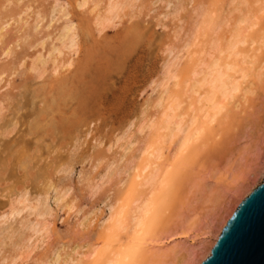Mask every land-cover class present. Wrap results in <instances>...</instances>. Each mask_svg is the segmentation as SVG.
Segmentation results:
<instances>
[{
  "label": "rangeland",
  "instance_id": "rangeland-1",
  "mask_svg": "<svg viewBox=\"0 0 264 264\" xmlns=\"http://www.w3.org/2000/svg\"><path fill=\"white\" fill-rule=\"evenodd\" d=\"M113 3L116 16L109 13ZM260 3L0 0V264H28V248L37 250L33 262L87 259L101 221L127 192V168L133 158L139 167L144 163L151 126H160L176 97L182 111L192 114L185 116L190 128L205 121L208 128L187 153L139 259L140 264H196L201 259L235 199L262 183L261 30L250 28L255 42L242 46L247 58L241 56L239 64L249 73L240 80L242 90L213 121L205 120L196 105V115L188 109L206 90L190 91L185 81L201 76L194 78L187 69L197 60L208 61L216 43L224 47L242 15L259 19ZM208 15L222 18L219 34L199 37ZM67 24L73 27V44L61 37ZM169 142L162 165L170 164L181 148L176 137ZM42 207L47 213L41 218L34 210ZM40 222H47L48 232L39 230Z\"/></svg>",
  "mask_w": 264,
  "mask_h": 264
},
{
  "label": "bare ground",
  "instance_id": "bare-ground-1",
  "mask_svg": "<svg viewBox=\"0 0 264 264\" xmlns=\"http://www.w3.org/2000/svg\"><path fill=\"white\" fill-rule=\"evenodd\" d=\"M81 2V1H80ZM82 3L85 5V3L87 4V0H82ZM245 3V2H244ZM242 3V5L244 4ZM110 5V4H109ZM119 5V4H118ZM120 6V5H119ZM84 7V6H83ZM237 7V6H236ZM246 7H247V3H246ZM109 9V7L107 8ZM106 9V10H107ZM117 6L115 3H113L112 6H110V9H109V13L111 14H115L117 10ZM242 10V9H241ZM244 10V9H243ZM251 11V10H250ZM247 13V11H246ZM252 13V12H251ZM260 13V12H259ZM110 14V15H111ZM117 14V13H116ZM115 14V16H116ZM248 14V13H247ZM246 14L242 15L240 17V21H238V24L237 26L235 27L234 29V32L231 33V38L230 39H227L228 43L225 44L224 47H222L220 50H223L224 53L226 54L225 56L223 57H220V56H217L216 58L221 60V63L222 65L224 66V74L221 76V77H217L215 82L214 83H210L206 86H204V95H199L202 96L201 98L197 97V100L195 99V102L193 100L194 103H191L189 104V107L188 109H190L191 111H195L194 110V106L196 105V110H200L197 112H201V111H204V115L202 117H205V120H208V119H211L213 121L214 117L216 116H219L221 114V112H218V108L223 105L224 106V109L227 108L226 106V102L228 100H230L231 98L234 99V96L236 93L240 92V90H242V84H241V75L239 74V72H244L245 76H249L248 74V71L243 68L242 64L240 63L239 64V58L244 54V51H243V45L246 44L250 39L252 41V44H254L255 40V36L253 37L252 35H249V31L251 30L250 28H252V21L254 19H252V17L248 16ZM106 16V15H105ZM113 16V15H112ZM111 17V16H110ZM254 17V16H253ZM104 18V17H103ZM106 19H108L107 17H105ZM109 19H112L109 18ZM108 19V20H109ZM108 22V21H107ZM102 23V22H100ZM222 23H223V20L222 18H218L217 16H212V15H208V16H205L203 17L202 19V22H201V25L199 27V30H198V33L197 35L200 36H206V35H211V34H214V35H217L218 33V29L221 28L222 26ZM71 24V23H69ZM69 24H67L68 26L65 28V32L63 34V32H61L63 35L61 36L63 38V40L65 41H70L71 44L74 43V38H73V27L72 26H69ZM108 24V23H107ZM243 25V26H242ZM249 29V30H248ZM220 31V30H219ZM219 34V33H218ZM252 34V33H250ZM196 35V34H194ZM196 35V36H197ZM236 36V37H240L241 43H239L238 46H236V41L233 40V37ZM229 37V36H228ZM60 38V37H59ZM198 37H196L197 39ZM195 39V40H196ZM60 40V39H59ZM194 40V41H195ZM193 41V42H194ZM200 41V40H199ZM196 42V41H195ZM213 43V42H212ZM69 44V43H67ZM70 44V45H71ZM198 44V43H197ZM233 45L235 46V51L232 52L231 54H229V46ZM259 44V43H258ZM63 46V45H62ZM70 47V46H69ZM72 47V45H71ZM70 47V48H71ZM57 48V47H56ZM216 48H220L219 47V43L215 45V50ZM61 48H59L60 50ZM214 49V48H213ZM58 50V49H57ZM61 51V50H60ZM199 51V50H198ZM202 51V50H201ZM210 53V52H209ZM61 54V53H60ZM53 55V54H52ZM58 56V55H57ZM52 58V57H51ZM231 58V60H229ZM244 58H247V56L245 55ZM208 59V57H207ZM39 62H41L42 64L45 63L44 60H42V58H39L38 59ZM55 60V59H54ZM50 61V60H48ZM47 61V62H48ZM242 61V60H241ZM198 62V60L194 63V66H193V69L192 70H197L196 69V63ZM208 61H206L205 63H207ZM243 62V61H242ZM231 65L232 67L234 68H237L239 71H229L228 70V66ZM43 66V65H41ZM39 67V66H38ZM46 66H44L43 68H45ZM245 67V66H244ZM247 67V66H246ZM40 68V67H39ZM191 75V74H190ZM195 76H200V75H195ZM194 76V78H195ZM188 78V77H187ZM247 78V77H246ZM192 79V81L194 80V82H198L200 80L203 79V77L201 76L200 79H193L190 77V80ZM244 79V78H243ZM188 80L185 81L188 83ZM183 81V80H182ZM243 81V80H242ZM239 82V83H237ZM182 83V82H181ZM243 84H244V81H243ZM184 85V84H183ZM182 87V86H181ZM203 87H200L198 83H191V88H190V91H192L193 93H199L200 90H202ZM238 88L239 91L238 92H235L234 93V89ZM191 92V93H192ZM195 95V94H194ZM193 96V95H192ZM187 97V96H186ZM183 98V97H182ZM190 99V98H189ZM199 99H203V100H199ZM176 100H178V103L176 102H173L170 101L168 105L169 109L167 108V111L163 114V118H161L162 122L160 123L159 122V125L154 126L152 124L151 128H154V131H153V136L150 140V142L148 143L147 145V149H146V156H145V159L142 160V163L144 161V163L140 166L141 168V171L139 173V176H140V180L136 181V183L138 185H141V187H145L147 186V188L150 189V191H148L147 189V192L148 194L146 195L147 192H145L144 189H139V193H138V196L141 198V202L140 203H137L136 201H133L129 207L127 208V217H128V227L129 228H134L135 227V223H136V219H137V213L139 212L140 208L143 206V200L144 199H147V198H150L152 197V193H153V190H154V186L159 182V179H158V173L161 175V166L162 165L161 163H159V161L161 159H163V151H164V148H165V144L167 142H173L174 138L176 137V143L179 142L178 144L179 147H181L183 145V142H184V137H186L189 132L191 131V133L193 135H195V133L197 131H200L201 129H203V131H201V135L199 137V139L203 137L204 135V129H207L208 127L207 126H204V124L207 125L208 122H204L202 127H194L193 125V128H190L191 125H189V123L186 122V115L187 113L183 112L182 111V101L181 99H179L178 97H176ZM184 100V99H182ZM201 101L204 103L203 105H201L202 107L199 108L197 107L198 104H202ZM200 102V103H199ZM197 103V104H196ZM228 105V104H227ZM226 107V108H225ZM189 110V111H190ZM182 111V112H181ZM197 112L195 111V115L197 114ZM219 114V115H218ZM189 116V114L187 115ZM192 114L189 116L191 117ZM216 119V118H215ZM191 118L188 119V121L191 122ZM193 121V120H192ZM210 121V120H209ZM194 124V122H191ZM199 124V123H197ZM196 124V125H197ZM201 126V125H200ZM156 127V128H155ZM206 127V128H205ZM198 139V140H199ZM169 142V143H170ZM195 146L194 145H191L190 146V150H192ZM188 151V152H189ZM187 152V153H188ZM191 152V151H190ZM190 154V153H189ZM163 157V158H162ZM150 169V171L148 173H144L146 170ZM162 174H163V169H162ZM259 174H260V179H261V182H263V179H264V167L260 168L259 170ZM162 176V175H161ZM257 184L254 183V185H251V187H249V189H247L246 191L243 192V195L241 197H239L237 200L235 199L234 201V204H232V206H230V208L228 209V211L226 212L225 214V217H223V219L221 220V223H219V226L217 227L218 229L215 231L213 235V240H211L209 243V246L206 245L207 247H204V251H203V255L202 257H200L201 259H199L196 264H201L202 261H204L208 256H210L211 254V251H212V248L214 247V245L216 244L219 236L221 235L224 227L226 226L229 218L233 215V213L235 212L236 208L238 207V205L240 204V202L248 195L250 194V192H252L253 188L256 186ZM258 186V185H257ZM168 197V196H167ZM120 198V197H119ZM44 201V200H43ZM22 202V201H21ZM164 204V203H163ZM165 205V204H164ZM36 206V205H35ZM44 206V205H43ZM24 207V206H23ZM22 207V208H23ZM119 207L120 205L116 206L115 208L113 207V210L109 213L110 215L108 216V219L105 221V222H110L106 225H103L101 227V230L98 232V237L96 238V242L92 243L93 245H91V249H88L89 252H88V258L86 259H80V261L78 262V264H92V261L90 259L91 255H92V252L95 250L96 248V244L98 241L102 240V233L104 232V230L108 227H111L115 230V235H114V239L112 240L111 242V249L113 252L115 253H119V250L122 246L121 242L122 241H126L127 240V235H126V238L124 239L122 237L123 233L119 231V224L118 222L115 220V218L117 217L118 215V210H119ZM26 208V207H25ZM24 208V209H25ZM34 208V207H33ZM31 210V208H29ZM43 210H39V209H36L34 210L35 213H37V215L41 216H44L46 215V209H44L42 207ZM18 210V209H17ZM23 210V209H22ZM16 211V210H15ZM21 211V210H20ZM33 211V210H32ZM50 211V210H49ZM18 212V211H17ZM13 213V212H12ZM15 214V212H14ZM36 215V214H35ZM50 215V214H49ZM38 216V217H39ZM48 216V215H47ZM39 223V222H38ZM37 223V225H39ZM45 223L47 222H40L41 224V228L39 230H43L45 233L48 232V228L49 226H47ZM36 225V226H37ZM35 226V227H36ZM48 227V228H47ZM30 228H32L30 226ZM37 228V227H36ZM36 228H33L36 230ZM38 230V231H39ZM42 231V232H43ZM43 232V233H44ZM41 233V232H40ZM21 238V237H20ZM94 241V240H93ZM25 246V245H24ZM89 247V248H90ZM143 251V250H142ZM81 254V253H80ZM72 258V257H71ZM81 258V257H80Z\"/></svg>",
  "mask_w": 264,
  "mask_h": 264
},
{
  "label": "snow or ice",
  "instance_id": "snow-or-ice-1",
  "mask_svg": "<svg viewBox=\"0 0 264 264\" xmlns=\"http://www.w3.org/2000/svg\"><path fill=\"white\" fill-rule=\"evenodd\" d=\"M261 9L259 13V19H254L252 21V28L255 29L259 27L261 30V45L264 46V0H261V3L258 5ZM177 7H180L177 5ZM211 7V6H206ZM2 39V37H0ZM233 40L236 41V46L241 41L240 37H233ZM189 48L192 47V43L189 42ZM235 51V46H229V54ZM217 52L220 57L225 55L223 50L216 49L208 53L209 59L205 63L203 59L196 63V69L192 70L190 67L187 69L189 73L193 76L200 75L203 77L202 80L194 82L189 80V83H198L200 87H204L210 83H214L217 77H221L224 74V66L221 63V60L216 58ZM199 56H203V53H197ZM21 67L23 65L21 64ZM183 67V66H181ZM229 71H239L237 68L228 66ZM242 78H246L244 72H239ZM177 88L181 87L180 79L181 75L178 71L176 75ZM239 83V82H237ZM239 89H234V93L238 92ZM174 102L178 103V100ZM224 106L221 105L218 108V112H223ZM200 131H197L195 135L189 132V134L184 137L183 145L180 148V151L177 153L175 159L170 164L162 165L163 171L162 176L158 173L159 182L154 186L152 197L143 200V206L140 208L137 213V219L134 228L128 227V217H127V208L129 205L136 201L137 203L141 202V198L138 196L139 188L141 185L136 183L140 179L139 173L141 168L137 166L135 158L131 161V167L127 168L126 173L129 177V182L124 185L127 188V192L123 193L119 198V210L118 215L115 220L119 224V231L127 235V240L122 241L121 248L119 253H115L111 249V242L114 239L115 230L111 227H108L102 233V240L98 241L96 244L95 250L92 252L90 257L92 264H140V254L144 249L145 245L150 242V239L153 235V230L156 227L158 217L162 210V205L166 201L168 193L175 187L178 176L185 166L187 159V152L190 149V146L193 145L201 135ZM146 170V169H145ZM110 222L101 221V225H106ZM36 249L28 248L26 255L29 257L28 264H46V262L41 260L32 261L31 257L36 253ZM23 259V257H21ZM72 264H78V262L73 261Z\"/></svg>",
  "mask_w": 264,
  "mask_h": 264
},
{
  "label": "water",
  "instance_id": "water-1",
  "mask_svg": "<svg viewBox=\"0 0 264 264\" xmlns=\"http://www.w3.org/2000/svg\"><path fill=\"white\" fill-rule=\"evenodd\" d=\"M201 264H264V179L240 202Z\"/></svg>",
  "mask_w": 264,
  "mask_h": 264
}]
</instances>
